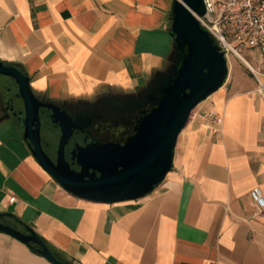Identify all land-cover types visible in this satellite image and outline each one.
I'll return each mask as SVG.
<instances>
[{
  "label": "crops",
  "instance_id": "1",
  "mask_svg": "<svg viewBox=\"0 0 264 264\" xmlns=\"http://www.w3.org/2000/svg\"><path fill=\"white\" fill-rule=\"evenodd\" d=\"M172 3L0 0V59L57 104L134 93L172 68ZM212 100L178 135L165 179L109 204L53 179L0 99V213L73 264H264V209L249 195L255 186L264 194V98L250 86L220 89ZM210 110L223 116L217 133ZM0 264L52 263L0 231Z\"/></svg>",
  "mask_w": 264,
  "mask_h": 264
},
{
  "label": "water",
  "instance_id": "2",
  "mask_svg": "<svg viewBox=\"0 0 264 264\" xmlns=\"http://www.w3.org/2000/svg\"><path fill=\"white\" fill-rule=\"evenodd\" d=\"M205 12L203 0H173L169 31L174 42L173 64L154 83L159 93L155 106L123 144H88L79 148L78 171L70 168L64 152L80 122L63 121L62 117L66 120L68 117L60 111L59 104L37 96L29 76L0 59V75L14 80L17 86L14 97L22 104L15 111L13 101H7V109L13 116L18 115L23 137L37 163L66 191L110 204L144 196L165 179L172 169L178 135L192 111L224 84L228 73L224 52L196 17ZM40 108L51 110L61 127L56 162L42 147ZM24 228L5 222L0 213V231L31 247L52 264H67L54 255L36 231L26 224Z\"/></svg>",
  "mask_w": 264,
  "mask_h": 264
},
{
  "label": "flooded vegetation",
  "instance_id": "3",
  "mask_svg": "<svg viewBox=\"0 0 264 264\" xmlns=\"http://www.w3.org/2000/svg\"><path fill=\"white\" fill-rule=\"evenodd\" d=\"M6 64H10L4 61ZM2 76V75H1ZM0 76V99L7 109V101H13L15 111L22 104L14 97L17 86L8 77L10 86L4 85ZM159 93L155 84L134 93H104L90 101H77L59 104L64 112L63 121H79L65 146V160L72 170H80L76 153L88 144H123L131 136L142 118L155 106ZM63 116V115H62ZM18 120V115L14 116ZM66 117V118H67ZM40 135L43 150L53 162L57 159V146L61 136V127L51 110L40 108ZM60 121V120H59Z\"/></svg>",
  "mask_w": 264,
  "mask_h": 264
},
{
  "label": "built area",
  "instance_id": "4",
  "mask_svg": "<svg viewBox=\"0 0 264 264\" xmlns=\"http://www.w3.org/2000/svg\"><path fill=\"white\" fill-rule=\"evenodd\" d=\"M206 12L196 17L200 25L215 39L227 59L229 54L245 59L243 52L256 56L259 65L248 62L256 81V92L264 98V0H203ZM211 131L217 133L223 122L222 114L209 111ZM255 209H264V194L259 186L249 192ZM15 197H10L14 201Z\"/></svg>",
  "mask_w": 264,
  "mask_h": 264
},
{
  "label": "rangeland",
  "instance_id": "5",
  "mask_svg": "<svg viewBox=\"0 0 264 264\" xmlns=\"http://www.w3.org/2000/svg\"><path fill=\"white\" fill-rule=\"evenodd\" d=\"M244 58L252 65H259L258 60L256 58V56H252L249 52H243ZM227 66H228V73L226 76V79L224 81V84L221 86V88L217 89L216 91H214L213 93H211L206 99H204L203 101H201L196 107L195 109L192 111V116L194 115H198L203 111H207L211 105V103H213L212 97L217 93V91H220V89H226L227 92L231 91V89L233 87H240V88H245V87H250L251 89H255L256 90V81L253 77V74L251 73L250 69L247 67V65L239 58H237L236 56L229 54L227 57ZM1 76V75H0ZM2 79H4L3 83L5 86H10V82L9 80L7 81L6 79L8 78V76H1ZM11 78V77H10ZM254 86V87H253ZM211 111V110H210ZM192 118L189 119V121ZM188 127V125H186V128ZM184 128V129H186ZM184 129L181 131L183 132ZM11 224L15 225L16 227L25 230L24 225H20V224H15L13 222H11ZM31 248V247H30ZM35 253H37L35 250H33ZM39 254V253H37ZM40 255V254H39ZM59 256H61L62 258L66 259L62 254L58 253ZM67 260V259H66ZM68 261V260H67ZM71 264L72 261H69Z\"/></svg>",
  "mask_w": 264,
  "mask_h": 264
},
{
  "label": "trees",
  "instance_id": "6",
  "mask_svg": "<svg viewBox=\"0 0 264 264\" xmlns=\"http://www.w3.org/2000/svg\"><path fill=\"white\" fill-rule=\"evenodd\" d=\"M1 219L4 220L5 222L7 223H10L13 222V223H17V224H20V225H25L20 219H18L17 217H15L13 214L11 213H1ZM13 225V224H12ZM15 226V225H14ZM45 241V240H44ZM46 242V241H45ZM46 244L48 245V247L50 248V250L54 253V255L59 258L60 260L66 262L67 264H71L69 261H67L66 259L62 258L61 256L58 255V252L53 248L51 247L47 242Z\"/></svg>",
  "mask_w": 264,
  "mask_h": 264
},
{
  "label": "bare ground",
  "instance_id": "7",
  "mask_svg": "<svg viewBox=\"0 0 264 264\" xmlns=\"http://www.w3.org/2000/svg\"><path fill=\"white\" fill-rule=\"evenodd\" d=\"M241 60H242L246 65H248V62H246L245 59L241 58Z\"/></svg>",
  "mask_w": 264,
  "mask_h": 264
}]
</instances>
